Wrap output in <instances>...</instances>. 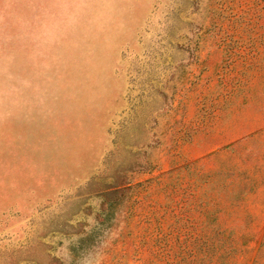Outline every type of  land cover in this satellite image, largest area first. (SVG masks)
Returning <instances> with one entry per match:
<instances>
[{
  "label": "rangeland",
  "instance_id": "1",
  "mask_svg": "<svg viewBox=\"0 0 264 264\" xmlns=\"http://www.w3.org/2000/svg\"><path fill=\"white\" fill-rule=\"evenodd\" d=\"M255 56L264 0H0V264H264Z\"/></svg>",
  "mask_w": 264,
  "mask_h": 264
},
{
  "label": "crops",
  "instance_id": "2",
  "mask_svg": "<svg viewBox=\"0 0 264 264\" xmlns=\"http://www.w3.org/2000/svg\"><path fill=\"white\" fill-rule=\"evenodd\" d=\"M258 54V53H257ZM259 54H262L260 52ZM264 67V58L262 56H255L252 59L246 60L244 66H240L243 73L247 74V80L249 81V86L252 88H263L264 83L262 82V75H264V70L261 69ZM256 110L255 113L244 117L240 122H245L241 124L239 133L235 134L238 137H254L258 135H263L264 131L259 130L256 127L259 126V122L264 121V114L258 107H261V104H255ZM253 134V136H250ZM259 174H254L253 177H259Z\"/></svg>",
  "mask_w": 264,
  "mask_h": 264
}]
</instances>
